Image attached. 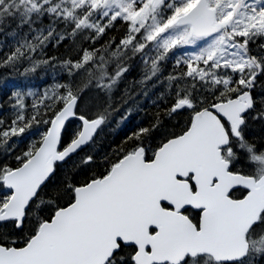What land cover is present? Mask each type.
I'll return each mask as SVG.
<instances>
[{
	"label": "snow or ice",
	"instance_id": "6c2138e0",
	"mask_svg": "<svg viewBox=\"0 0 264 264\" xmlns=\"http://www.w3.org/2000/svg\"><path fill=\"white\" fill-rule=\"evenodd\" d=\"M0 264H264V0H0Z\"/></svg>",
	"mask_w": 264,
	"mask_h": 264
}]
</instances>
